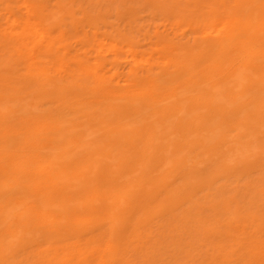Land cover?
Segmentation results:
<instances>
[{
  "label": "bare ground",
  "instance_id": "obj_1",
  "mask_svg": "<svg viewBox=\"0 0 264 264\" xmlns=\"http://www.w3.org/2000/svg\"><path fill=\"white\" fill-rule=\"evenodd\" d=\"M0 264H264V0H0Z\"/></svg>",
  "mask_w": 264,
  "mask_h": 264
}]
</instances>
